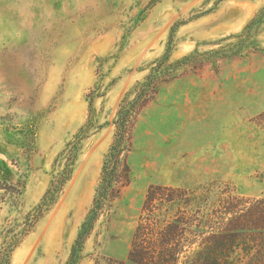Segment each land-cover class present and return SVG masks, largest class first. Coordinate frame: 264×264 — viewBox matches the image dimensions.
Masks as SVG:
<instances>
[{
	"label": "rangeland",
	"instance_id": "1",
	"mask_svg": "<svg viewBox=\"0 0 264 264\" xmlns=\"http://www.w3.org/2000/svg\"><path fill=\"white\" fill-rule=\"evenodd\" d=\"M168 48L170 63L192 60L141 110L130 183L77 264L127 259L151 185L264 195V0H0V230L36 207L62 169L58 155L93 124L71 179L11 264H68L119 105Z\"/></svg>",
	"mask_w": 264,
	"mask_h": 264
},
{
	"label": "trees",
	"instance_id": "2",
	"mask_svg": "<svg viewBox=\"0 0 264 264\" xmlns=\"http://www.w3.org/2000/svg\"><path fill=\"white\" fill-rule=\"evenodd\" d=\"M250 23L240 37L250 38ZM171 50L128 91L119 105L115 134L105 155L92 207L83 222L68 264L78 263L84 242L97 221L110 219L115 200L130 183L128 162L133 132L141 110L161 84L186 70L192 56L170 63ZM264 127V111L257 117ZM90 119L55 160L62 167L40 202L21 220H6L0 230V264H11L13 251L57 202L71 179L82 143L92 130ZM119 264H264V195L238 193L229 184L209 182L194 187L151 185L146 193L131 248Z\"/></svg>",
	"mask_w": 264,
	"mask_h": 264
}]
</instances>
